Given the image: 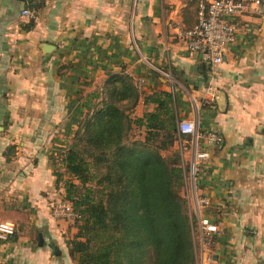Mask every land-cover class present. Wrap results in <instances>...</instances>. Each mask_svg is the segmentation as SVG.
I'll return each mask as SVG.
<instances>
[{
	"label": "crops",
	"instance_id": "0c3cea01",
	"mask_svg": "<svg viewBox=\"0 0 264 264\" xmlns=\"http://www.w3.org/2000/svg\"><path fill=\"white\" fill-rule=\"evenodd\" d=\"M24 7L35 13L30 29ZM195 18L196 0H0V221L17 228L0 240V264H78L75 228L49 208L62 192L57 152L118 71L142 80L132 115L153 110L146 95L168 91L179 119L218 134L203 145L197 182L218 226L212 264H264V16L240 20L214 67L177 37Z\"/></svg>",
	"mask_w": 264,
	"mask_h": 264
},
{
	"label": "trees",
	"instance_id": "16d2710c",
	"mask_svg": "<svg viewBox=\"0 0 264 264\" xmlns=\"http://www.w3.org/2000/svg\"><path fill=\"white\" fill-rule=\"evenodd\" d=\"M91 97L54 167L78 222L69 254L78 264H195L173 94L146 95L153 110L134 116L139 91L118 71Z\"/></svg>",
	"mask_w": 264,
	"mask_h": 264
},
{
	"label": "built area",
	"instance_id": "2783aa9c",
	"mask_svg": "<svg viewBox=\"0 0 264 264\" xmlns=\"http://www.w3.org/2000/svg\"><path fill=\"white\" fill-rule=\"evenodd\" d=\"M21 15L34 18V10L24 7ZM246 16H264V0H196L195 22L177 31V37L192 53L198 54L210 66L219 65L228 47L236 41L238 24ZM165 78L170 72L158 66H152ZM141 89L142 80L135 84ZM210 88V87H208ZM177 149L180 152L184 169L183 195L187 202L188 212L192 219L191 233L195 252V264H212L215 262L211 246L218 233V226L203 214V208L209 200L197 193V182L202 165L209 157L207 147H215L219 136L214 131L199 128L196 119L177 121ZM50 212L57 219L73 215L69 202L53 199L49 205ZM16 231L11 221H0V240H7Z\"/></svg>",
	"mask_w": 264,
	"mask_h": 264
},
{
	"label": "rangeland",
	"instance_id": "374dc122",
	"mask_svg": "<svg viewBox=\"0 0 264 264\" xmlns=\"http://www.w3.org/2000/svg\"><path fill=\"white\" fill-rule=\"evenodd\" d=\"M130 134H131V136L132 137H134V136H136L137 134H140V132H138V130H136L135 128L134 129H132V131L130 132ZM68 145L69 144H67L64 148H67L68 147ZM63 148V149H64ZM59 153V151L57 152V157H58V154ZM162 153H166V151H163ZM59 161V157L57 158V161H56V163ZM55 163V164H56ZM66 177V175H64V178L63 179H66L65 178ZM76 183H78L77 182V180H74ZM61 183V182H60ZM92 184V183H91ZM61 185V184H60ZM87 185V184H86ZM60 195L59 196H57V198L58 199H60L61 201H63V202H68V201H65V200H63V199H61L62 198V196L65 194V191H64V189H62V192H60L59 193ZM56 200V199H55ZM70 203V202H69ZM71 205V204H70ZM71 207H72V205H71ZM75 213H74V211H73V215L72 216H70V217H68V218H65V220H67V222H68V228L70 229V227H73V228H75V231L73 232V233H75L76 232V224L78 223L77 221H75ZM71 238V237H70Z\"/></svg>",
	"mask_w": 264,
	"mask_h": 264
},
{
	"label": "water",
	"instance_id": "95a60500",
	"mask_svg": "<svg viewBox=\"0 0 264 264\" xmlns=\"http://www.w3.org/2000/svg\"><path fill=\"white\" fill-rule=\"evenodd\" d=\"M56 250V249H55Z\"/></svg>",
	"mask_w": 264,
	"mask_h": 264
}]
</instances>
